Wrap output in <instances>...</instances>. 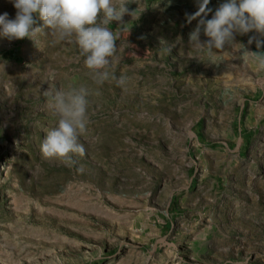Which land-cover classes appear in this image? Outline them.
Returning a JSON list of instances; mask_svg holds the SVG:
<instances>
[{
  "label": "rangeland",
  "instance_id": "rangeland-1",
  "mask_svg": "<svg viewBox=\"0 0 264 264\" xmlns=\"http://www.w3.org/2000/svg\"><path fill=\"white\" fill-rule=\"evenodd\" d=\"M141 6L109 25L123 86L94 83L78 46L46 27L0 36V264H264V71L227 45L190 48L196 0ZM251 35L264 39L236 42L257 51ZM53 73L91 91L72 166L40 149L58 119Z\"/></svg>",
  "mask_w": 264,
  "mask_h": 264
},
{
  "label": "clouds",
  "instance_id": "clouds-1",
  "mask_svg": "<svg viewBox=\"0 0 264 264\" xmlns=\"http://www.w3.org/2000/svg\"><path fill=\"white\" fill-rule=\"evenodd\" d=\"M170 2V0H169ZM16 9L14 19L7 12L0 15V36L11 40L29 38L34 41L43 28H48L60 41L75 43L84 65L89 70L90 79L102 85L106 81L115 80L123 86L125 76H115V65L118 58L117 33L109 27L115 21L124 25L123 17L141 13L142 0H11ZM135 3L138 7L130 10L128 5ZM197 11L186 14L188 23L198 19L194 30L189 34L190 48L212 57L222 52L225 46L242 51L257 68L264 71V39L256 35L249 36L248 44L255 43L257 51H250L236 42L237 35L258 33L264 36V0H224L209 19L212 9L208 7L210 0H196ZM35 16L43 22L37 24ZM207 40L201 41V32ZM175 47H169L168 51ZM50 89L44 93L50 97L49 107L58 117L54 128L47 131L40 149L45 159H59L66 166L75 164L74 154L85 152L80 137L88 124L87 109L90 89L85 85L55 86V74H50Z\"/></svg>",
  "mask_w": 264,
  "mask_h": 264
}]
</instances>
